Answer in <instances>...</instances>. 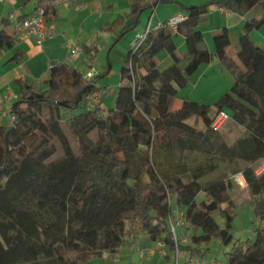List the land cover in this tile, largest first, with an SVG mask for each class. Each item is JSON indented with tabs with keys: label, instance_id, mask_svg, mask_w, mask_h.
I'll use <instances>...</instances> for the list:
<instances>
[{
	"label": "trees",
	"instance_id": "1",
	"mask_svg": "<svg viewBox=\"0 0 264 264\" xmlns=\"http://www.w3.org/2000/svg\"><path fill=\"white\" fill-rule=\"evenodd\" d=\"M143 1L133 0V23L119 37L138 24L146 8ZM211 3L234 12L257 4L264 9V0ZM208 5L187 6L177 25L187 41L184 68L185 58L165 25L129 50L115 106L109 109L102 102L83 109L84 97L98 87L99 76L88 81L65 62L52 66L46 88L18 80L14 124H0V264H88L106 252L133 246L141 235L151 242L165 241L169 252L196 254L203 264H218L205 260L203 248L217 237L225 244L234 242L226 264H264L263 225L254 229L253 238L234 240V179L200 181L216 169L217 158L249 163L233 172L243 173L256 216L264 218V169L257 173L255 165L264 161V47L250 37L252 29L264 26V15L245 21L239 63L227 53L231 39L226 29L214 36L213 52L207 47L198 27ZM39 7L47 18L57 15L50 1ZM123 18L113 27L123 25ZM13 40L0 31V50ZM162 49L173 59L164 70L156 61ZM214 57L234 77L229 90L214 106L194 100L176 106L189 76ZM221 111L229 113L234 128L243 127L242 135L233 140V127L212 126ZM53 138L64 150L56 159H51ZM191 153L202 154V160L190 166L185 157ZM176 208L184 211L192 230L190 244L179 242L177 232L176 240L171 230Z\"/></svg>",
	"mask_w": 264,
	"mask_h": 264
},
{
	"label": "crops",
	"instance_id": "2",
	"mask_svg": "<svg viewBox=\"0 0 264 264\" xmlns=\"http://www.w3.org/2000/svg\"><path fill=\"white\" fill-rule=\"evenodd\" d=\"M42 1H50L53 4L57 2L55 6L57 15L48 18L49 22L55 24V33L42 44H38L33 37L21 38L16 35L12 15L16 14L20 18L26 17L35 12ZM213 1L216 0H168L165 2L144 0L143 4L146 8L141 13L138 24L119 37L122 28L133 23V18L129 17L133 0H0V31H5L14 39L11 45L4 46L0 50V103L5 111V122L13 115L12 107L20 90L18 80L31 81L40 88H46L47 82L51 78L52 66L62 62L76 67L83 74L91 72L95 75L93 70L98 68L99 61L104 58L108 60L112 54L117 53L119 42L124 41L125 47L129 46V52L131 41L138 33L145 32L148 27L154 31L159 24H166L174 16H185L187 6L209 4L198 27L203 33L207 47L213 52L214 36L226 29L231 39L227 53L240 63L238 59L239 40L244 32V23L248 20L260 19L264 15V9L257 4L242 12H234L229 8L211 3ZM120 16L124 17L123 25L113 27V23ZM167 27L175 37L179 53L185 58L181 63L184 68L188 57L186 37L178 32L177 28ZM250 37L255 44L264 47V26L252 29ZM67 42H72L80 47V51L76 54L69 53ZM156 61L161 70L173 63V59L167 51L158 53ZM105 67L108 65L106 64ZM233 82L234 77L231 73L217 57H214L211 62L201 64L197 71L189 76L188 85L191 88L187 87L178 91L176 106L181 105L183 100H194L214 106L215 102L229 90ZM192 83L193 86H191ZM98 86L106 87L103 83H98ZM104 97L99 102H103ZM224 127L229 129L235 126L232 120L228 119L224 123ZM237 129L239 130L238 134L234 128L236 134L230 136L233 140L244 132L243 127H237ZM211 155L216 157L217 154L211 153ZM217 160L227 162L221 158H217ZM236 163L239 165L238 168H244L249 164L242 160ZM255 165H257V169L260 168L258 173L264 169V161H259ZM214 171L206 174L207 178L204 179L205 175L200 181L206 182L222 176V174L210 176ZM154 245L155 241L149 247ZM171 253L174 252L167 250V254L164 256L169 255L171 258ZM160 255L162 254L160 253Z\"/></svg>",
	"mask_w": 264,
	"mask_h": 264
},
{
	"label": "rangeland",
	"instance_id": "3",
	"mask_svg": "<svg viewBox=\"0 0 264 264\" xmlns=\"http://www.w3.org/2000/svg\"><path fill=\"white\" fill-rule=\"evenodd\" d=\"M124 44H125L124 41L119 42L117 45V48H118L117 53L112 54L108 60L104 58L101 61H99L98 68L96 70L95 69L93 70L96 76H101L98 79V82L101 84L102 83L105 84L107 88V93L102 102V106L105 109L114 107L116 103L119 84L121 80L120 71H121V67L124 63V59H125V56L127 55L128 48H129V46L125 47ZM162 51H167V50L162 49L160 52ZM106 64L108 65V67H105ZM108 70L109 72L106 73ZM191 86H193V83L191 84ZM187 87L189 89L191 88L187 84L181 89H185ZM101 99L98 98L96 100L94 99L84 100L83 109L88 110V109L94 108ZM235 129L238 134L239 130L237 129V127ZM234 133H235V130H234ZM234 133L233 135L235 136L236 133L235 134ZM95 135H96L95 133L92 134L93 137H95ZM69 136H70L73 146L76 148L77 152L80 153L76 139L71 134ZM51 142L56 147V151L51 159H56L63 154L64 150H63L61 143L56 138H53ZM207 152L205 153L206 155L209 154ZM185 158H186L185 160L191 166V165H194L196 162L201 161L203 158V155L197 154V153H191V154H187ZM217 165L218 167L216 168V171L213 170L214 172L211 173L210 176L222 174V176L230 175L234 179V184H235L234 188L230 190V193L234 201L237 204L236 217L233 221V228H232L234 240L237 241V240H245L250 237L253 238L254 233H255L254 229L260 225L264 226V218L262 219L256 216L255 203L250 198L247 185L245 184L244 187H241L240 184L235 180L236 174H234L233 170L237 169L239 165L237 163L229 164L228 162H220L219 160H217ZM259 169H257V173ZM207 175L204 177V179L207 178ZM173 217L176 221L180 220V218L177 217L176 214L173 215ZM218 221L220 225L223 226V221L221 219H218ZM175 227H176V232L178 234V241L184 244H190L191 243L190 234L192 230L188 226V224L184 221L182 225L175 224ZM151 243L152 242L149 241L145 237V235H141L140 238L135 242L133 246H127L124 248H120L119 250L113 253H107V254L104 253V255L100 257L97 256L93 258L92 260H90L88 264H131L135 262L137 264H176L177 263L175 252L171 253L172 256L170 259H167V257L164 255H160V252L158 250H156L154 254L152 253V254H146L144 256H141L139 249H148ZM233 243L234 242L230 244H225L224 242L221 241V239L217 237L211 239L206 245L203 246V248L206 249L205 260L206 261L213 260L218 264H226L227 251L231 249ZM192 256H197V255L180 252V256L178 258V261H179L178 264H188V261L190 260ZM200 258L202 259V257Z\"/></svg>",
	"mask_w": 264,
	"mask_h": 264
},
{
	"label": "built area",
	"instance_id": "4",
	"mask_svg": "<svg viewBox=\"0 0 264 264\" xmlns=\"http://www.w3.org/2000/svg\"><path fill=\"white\" fill-rule=\"evenodd\" d=\"M54 6L57 5V2L53 4ZM12 18L14 19V26H15V33L21 37V38H35L36 42L38 44H42L47 38L51 37L55 33V24L53 22H49L46 14V10L44 7H39L35 12L32 14L26 16V17H18L16 14L12 15ZM183 19H185L184 15H177L172 18L166 23V24H159L157 27H160L162 25L169 26L171 28H177V25L179 22H181ZM156 29V28H155ZM153 29L150 27L147 28V30L143 33H138L136 37L131 41V48L136 49L140 46V44L146 39L149 32H151ZM68 52L71 54H76L80 51V47L76 46L72 42L66 43ZM94 74L91 72H88L84 74V78L86 80H91ZM107 92V88L105 86H98L93 92L88 93L85 95L84 100L86 99H98ZM229 113L226 111H221L217 114L212 126L215 129H219L222 127V125L229 119ZM5 111L2 107V104L0 103V124L5 122ZM15 121V116L12 115L8 121V125H13ZM235 180L240 184L241 187H244L245 184L247 185V182L244 179V175L242 172H239L235 175ZM174 215L176 214L177 217L180 218V220L173 221L170 219V226L171 230L175 236V239L177 240V234H176V227L175 224L182 225L184 223V211L181 209H174L173 210ZM155 250H158L162 255L167 254V244L163 240H157L155 241V245L148 247V249H139L140 255L144 256L146 254H152ZM180 256V253L176 252V260L178 264V258ZM203 260L198 256H192L190 260L188 261V264H203Z\"/></svg>",
	"mask_w": 264,
	"mask_h": 264
}]
</instances>
